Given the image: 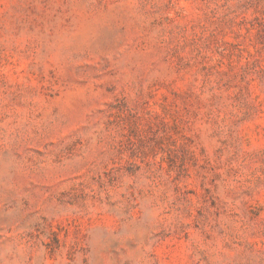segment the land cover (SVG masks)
Returning <instances> with one entry per match:
<instances>
[{
    "label": "rangeland",
    "instance_id": "obj_1",
    "mask_svg": "<svg viewBox=\"0 0 264 264\" xmlns=\"http://www.w3.org/2000/svg\"><path fill=\"white\" fill-rule=\"evenodd\" d=\"M0 264H264V0H0Z\"/></svg>",
    "mask_w": 264,
    "mask_h": 264
}]
</instances>
